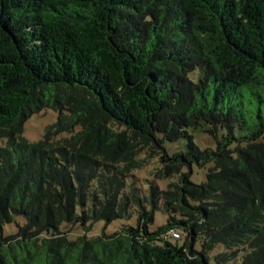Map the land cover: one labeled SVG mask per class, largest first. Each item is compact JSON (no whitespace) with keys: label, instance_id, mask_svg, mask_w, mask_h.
Instances as JSON below:
<instances>
[{"label":"trees","instance_id":"trees-1","mask_svg":"<svg viewBox=\"0 0 264 264\" xmlns=\"http://www.w3.org/2000/svg\"><path fill=\"white\" fill-rule=\"evenodd\" d=\"M0 264H264V0H0Z\"/></svg>","mask_w":264,"mask_h":264},{"label":"rangeland","instance_id":"rangeland-1","mask_svg":"<svg viewBox=\"0 0 264 264\" xmlns=\"http://www.w3.org/2000/svg\"><path fill=\"white\" fill-rule=\"evenodd\" d=\"M56 119V112L51 110L43 111L37 115H33L24 124V138L30 143L39 141L42 137L45 127L55 123ZM189 134L192 136L193 142L200 149H204L206 147L213 148L215 146L213 140L202 131H191ZM186 145L187 140L181 139L174 143H166L165 148L169 154H172L174 152L185 151ZM140 158H145L144 162H142L143 166L132 172V180L143 185L144 189L150 182L159 184L161 187L169 182V179H160L159 177H157V172L161 168L157 158H150L148 156L145 157V155H141ZM205 173L206 171L204 169H198L197 167H195L191 176V180L195 183L204 182ZM164 222L165 217L157 215V225L163 224ZM17 224H22L21 220L18 219L15 223L5 226L2 230V236L7 237L10 235H14L17 232ZM119 225V221H115L110 224H106L104 221L95 222L88 230H83V228L81 227L73 229L69 234V238L75 239L78 236L83 235H86L88 238H92L101 235L102 232L110 234L114 232L117 227H119Z\"/></svg>","mask_w":264,"mask_h":264},{"label":"built area","instance_id":"built-area-1","mask_svg":"<svg viewBox=\"0 0 264 264\" xmlns=\"http://www.w3.org/2000/svg\"><path fill=\"white\" fill-rule=\"evenodd\" d=\"M171 236L175 239L179 238V235L176 232H171Z\"/></svg>","mask_w":264,"mask_h":264}]
</instances>
